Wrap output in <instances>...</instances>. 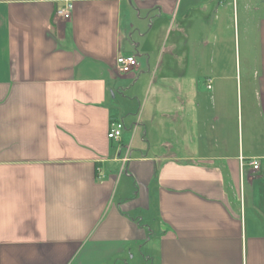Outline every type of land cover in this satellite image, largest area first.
<instances>
[{
	"label": "crops",
	"instance_id": "1",
	"mask_svg": "<svg viewBox=\"0 0 264 264\" xmlns=\"http://www.w3.org/2000/svg\"><path fill=\"white\" fill-rule=\"evenodd\" d=\"M239 27L258 58L229 67ZM119 55L137 67L118 73ZM144 78L168 86L136 99L144 139L108 140L128 107L112 112L115 90ZM134 248L152 264H264V0H0V264Z\"/></svg>",
	"mask_w": 264,
	"mask_h": 264
},
{
	"label": "rangeland",
	"instance_id": "2",
	"mask_svg": "<svg viewBox=\"0 0 264 264\" xmlns=\"http://www.w3.org/2000/svg\"><path fill=\"white\" fill-rule=\"evenodd\" d=\"M255 36L256 35L254 33L249 34L247 37V41H246V37L243 36L241 27H239L238 41L236 43H234V40H235L234 31H231L226 36H224V38H223V46H224L223 60H225L229 63V67H230V63L232 64V63L238 62V63L243 64V62H246V61L257 60V58H258V51H257L258 44H257V37H255ZM157 56H158V53H157ZM157 56H155V57H157ZM229 70L231 71L230 68H229ZM162 71H164V70L162 69ZM243 71H244L243 69L240 70V72H243ZM150 75L151 74H149V76ZM146 78L143 79L144 85L143 86L137 85L135 91L131 90V85L133 84V81L122 83L123 84L122 87L127 88L122 93V95H125V98L122 99V97L119 94H117L118 93L117 92L118 89H117V90H115V93H116L115 102H114L115 106L113 105V102L110 103L111 104L110 108L112 109L113 113L118 112V108L120 109V107H118V105H121V107H122V105L125 104V102L128 105V107L125 106L127 112L125 111L122 114L121 118L124 119V126L127 129L130 127L131 128L128 132H125L124 130L122 132H123V134H125V133L128 134L129 138H131L133 136L132 145H131V147H133V148L138 147L141 140L144 139L143 130L142 131L139 130V132L138 131L136 132V131H134V128H132L133 126L130 125V123H128V120L133 119V121H135L136 118H138V116H139V113H140L139 112V104H138V101L136 99H138L141 104L146 99H148V102H152L153 98L156 94H158L159 92H167V89H168V86H165V85L159 86L158 82H154L153 84H151V78L149 81ZM141 82L139 84H141ZM119 83H121V82H119ZM224 92H226V88H225ZM240 92L242 93V95L245 94V86L244 85L239 84L238 90H236L235 87L233 88V86L229 85L228 89H227V93L229 94V101L231 102L233 100V102L235 103V95H236V93H238L239 103H240ZM133 94L135 95L136 98H134ZM241 98H242V96H241ZM121 118H119V119L121 120ZM143 253L145 254L144 251H143ZM131 255H133V259H130V255H120V256H118V259L108 260V261L104 262V264H152L151 261H148L146 258L145 259L142 258L138 254V250L135 248L132 249Z\"/></svg>",
	"mask_w": 264,
	"mask_h": 264
},
{
	"label": "built area",
	"instance_id": "3",
	"mask_svg": "<svg viewBox=\"0 0 264 264\" xmlns=\"http://www.w3.org/2000/svg\"><path fill=\"white\" fill-rule=\"evenodd\" d=\"M72 9H73L72 4L70 2H67L63 8L58 9L56 11L55 16L56 18L61 19L63 21H69L71 19ZM136 67H137V62L135 57L119 55L116 58V69L117 72L120 74H128ZM207 88H210L209 85ZM123 130H124V125L122 122L119 121L112 122L110 124L107 133V139L113 142H119ZM129 155H130V148L127 147L126 154L122 159V169L120 170V174L123 173V168L125 164L130 160ZM251 166L254 171L258 170V163L256 161H253L251 163Z\"/></svg>",
	"mask_w": 264,
	"mask_h": 264
}]
</instances>
